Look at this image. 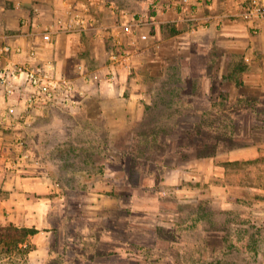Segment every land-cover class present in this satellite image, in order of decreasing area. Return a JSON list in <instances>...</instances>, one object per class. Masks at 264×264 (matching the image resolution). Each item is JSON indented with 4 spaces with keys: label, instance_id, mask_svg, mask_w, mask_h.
<instances>
[{
    "label": "rangeland",
    "instance_id": "374dc122",
    "mask_svg": "<svg viewBox=\"0 0 264 264\" xmlns=\"http://www.w3.org/2000/svg\"><path fill=\"white\" fill-rule=\"evenodd\" d=\"M83 2L92 16L83 42L104 68L90 67L91 92L102 97L55 109L54 132L27 144L29 164L39 159L55 184L49 226L18 248L0 244V264H264L263 54L198 34L212 24L206 9L202 26L160 23L141 42L145 27L130 37L119 26L151 14V0ZM114 27L128 67H111Z\"/></svg>",
    "mask_w": 264,
    "mask_h": 264
},
{
    "label": "crops",
    "instance_id": "0c3cea01",
    "mask_svg": "<svg viewBox=\"0 0 264 264\" xmlns=\"http://www.w3.org/2000/svg\"><path fill=\"white\" fill-rule=\"evenodd\" d=\"M16 1L20 0L13 2L14 10L6 12L0 10V35L2 40L14 45H22L27 49L36 46L39 58L53 59L59 71L70 75L74 73L77 64L85 65L89 75L94 76V78L86 82L82 77H77V82L83 86L86 96L80 106L75 109V112L80 108L83 110L91 106L94 102L98 104L97 101L102 96H96L94 90L91 92V89L96 86L98 68L101 70H104V68L101 66V61L96 58L101 51L88 48L83 42L84 33L87 31L68 34L62 32L56 35L51 43L45 45L40 39L41 26L44 23L51 22L54 10L63 12L64 5L67 3H73L77 7H81V5H86V2H83V0H31L34 1L32 6L30 0H23L20 1L22 7L16 8ZM256 1L264 7V0ZM248 2V0H211V5L206 10L212 17L210 22L212 24L207 30L203 29L197 33L212 35L214 40L227 52L245 53L246 58H254L253 55L257 53L259 55L263 54L262 57H264V14L249 13ZM34 6L39 8V13L37 16L31 14L33 21L31 25L29 27L20 25L21 18L27 17ZM203 14L201 8L198 15L202 17ZM170 16H172V19L175 17L173 14ZM115 28L113 33L116 37L118 35L121 37L123 34L120 35L119 30ZM248 28L257 29L258 35L254 36L248 33ZM156 31L160 34V29ZM241 36H244L247 42L250 40L251 46H248L249 43L241 41ZM257 38L258 42L263 40V43L256 44ZM94 57L96 60L93 59ZM25 59L24 56L12 57L14 62H22ZM261 59L264 61V58ZM126 64H128V61ZM92 65L94 67L100 65L101 67H98L97 71H92L90 70ZM123 67H125L124 63L117 65L116 69ZM115 72L113 71V73ZM120 82L121 78L115 73V79L112 84L109 83V87L117 90ZM104 84L105 86H100L101 89L105 87L107 89L106 82ZM102 93L104 92L100 94ZM5 106L6 102L0 89V119ZM54 112L55 109L48 112H38L31 115L26 122H17L12 126L0 123V226L12 223L18 227H34L39 230L49 226L47 214L51 205V195L55 191V184L51 182L49 176L43 173L39 159L34 158L32 164H29L30 150L28 151L26 146L32 143V147H35L34 142L38 137H35V135L41 130L46 133L54 132L51 121L57 115ZM46 114H49V116H46ZM103 115H105V111H99L97 114V116ZM44 117H48L51 122L48 124L42 122V129L40 120ZM21 141L25 144L21 145ZM39 234L40 232L33 237L31 236L32 242Z\"/></svg>",
    "mask_w": 264,
    "mask_h": 264
},
{
    "label": "built area",
    "instance_id": "2783aa9c",
    "mask_svg": "<svg viewBox=\"0 0 264 264\" xmlns=\"http://www.w3.org/2000/svg\"><path fill=\"white\" fill-rule=\"evenodd\" d=\"M248 1L249 13L264 14V7L256 0ZM210 5L211 0H151V14H142L137 18L133 15L131 22H124L119 28H122L123 34L131 37L135 30L145 27L147 30L138 35L139 41L155 40L160 23L177 22L202 26L198 11ZM15 7L21 8V2L16 1ZM64 7L63 12L54 10L51 22L41 26L40 39L44 45L51 43L62 32L82 33L92 29V16L87 4L77 7L73 3H67ZM38 13L39 8L32 7L30 14L21 18L20 25L29 27L33 22L31 14L37 16ZM171 14L175 15L174 19H170ZM203 20L211 22L212 17L208 15ZM114 38L117 50L109 53L110 63L112 66L124 63L128 67L127 56L121 50V37L118 35ZM37 53L36 46L27 49L2 40L0 35V89L6 102L0 119L2 125L24 123L31 115L51 109L75 110L86 96L83 86L77 82V77H82L86 82L93 78L85 65L77 64L74 73L70 75L59 71L53 59L39 58ZM14 56H24L26 59L14 62ZM109 74V83L112 84L115 73L111 71ZM20 144L25 143L21 141Z\"/></svg>",
    "mask_w": 264,
    "mask_h": 264
},
{
    "label": "trees",
    "instance_id": "16d2710c",
    "mask_svg": "<svg viewBox=\"0 0 264 264\" xmlns=\"http://www.w3.org/2000/svg\"><path fill=\"white\" fill-rule=\"evenodd\" d=\"M39 230L34 227H18L12 223L0 226V244L8 248H18L26 245L28 238L37 234Z\"/></svg>",
    "mask_w": 264,
    "mask_h": 264
}]
</instances>
